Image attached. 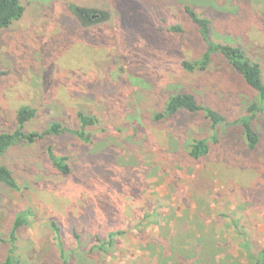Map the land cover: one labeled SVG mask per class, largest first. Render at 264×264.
<instances>
[{
	"label": "rangeland",
	"instance_id": "1",
	"mask_svg": "<svg viewBox=\"0 0 264 264\" xmlns=\"http://www.w3.org/2000/svg\"><path fill=\"white\" fill-rule=\"evenodd\" d=\"M20 3L24 16L0 30V134H14L29 107L25 134L57 123L85 137L18 142L0 159L19 186H0V264H256L264 115L252 121L254 150L240 120L257 95L220 57L205 71L183 64L207 49L190 8L209 20V41L241 49L264 82V0ZM175 94L227 125L214 129L204 111L157 119ZM79 112L94 126L83 129ZM196 141L209 146L199 160ZM61 159L67 176L53 165Z\"/></svg>",
	"mask_w": 264,
	"mask_h": 264
},
{
	"label": "trees",
	"instance_id": "2",
	"mask_svg": "<svg viewBox=\"0 0 264 264\" xmlns=\"http://www.w3.org/2000/svg\"><path fill=\"white\" fill-rule=\"evenodd\" d=\"M77 11V10H76ZM77 12H80L77 13ZM78 17L87 16L83 11H77ZM186 14L192 23L198 28L202 39L207 43L206 52L195 63H184L183 67L188 71H205L211 64L213 56L222 58L234 71H236L243 81L249 86L257 95L254 103L249 105L246 109L245 116L240 120L243 135L249 150H254L259 144V135L252 126V121L258 115H264V82L262 78V71L259 64L253 63L247 58L245 53L229 44H215L209 41L210 35V22L208 19L197 15L192 9L186 8ZM24 16V8L20 0H0V30L9 28L14 22L19 21ZM87 20V22H89ZM85 22V20H84ZM83 22V23H84ZM85 22L84 25L87 24ZM88 25V24H87ZM173 33H181L180 27H171L169 29ZM204 111L207 119H209L212 127L215 129L221 124H225L226 120L219 113L202 108L196 98L190 94H175L171 96L165 106L163 115L158 116L157 119L171 118L181 112L196 114ZM35 117V111L29 107H25L18 115L17 124L18 130L14 134H0V159L6 152L14 146V144L22 141L29 143L43 139L44 137H61L62 135L70 134L80 139H84L82 132H74L63 128L60 124H53L43 134H25L24 129L26 125L31 122ZM78 120L84 128L92 127L96 120L83 112H79ZM209 152V146L205 141H196L190 145L189 156L193 160H199L206 156ZM53 165L56 170L62 175H69L71 173L70 167L66 164V159L53 160ZM0 186H4L12 191H17L19 186L11 171L0 163ZM25 220L23 216H19L14 223V230L24 226ZM256 264H264V249L258 252L255 258ZM2 264H17L12 257H8Z\"/></svg>",
	"mask_w": 264,
	"mask_h": 264
},
{
	"label": "flooded vegetation",
	"instance_id": "3",
	"mask_svg": "<svg viewBox=\"0 0 264 264\" xmlns=\"http://www.w3.org/2000/svg\"><path fill=\"white\" fill-rule=\"evenodd\" d=\"M93 18H95V17H93Z\"/></svg>",
	"mask_w": 264,
	"mask_h": 264
}]
</instances>
